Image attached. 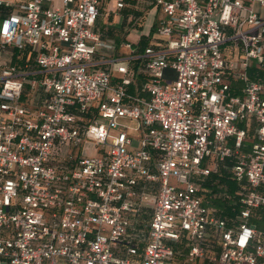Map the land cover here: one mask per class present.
<instances>
[{
    "label": "built area",
    "instance_id": "2783aa9c",
    "mask_svg": "<svg viewBox=\"0 0 264 264\" xmlns=\"http://www.w3.org/2000/svg\"><path fill=\"white\" fill-rule=\"evenodd\" d=\"M100 1L0 0V264H264V0H155L138 70L96 59ZM220 168L229 221L202 191Z\"/></svg>",
    "mask_w": 264,
    "mask_h": 264
},
{
    "label": "crops",
    "instance_id": "0c3cea01",
    "mask_svg": "<svg viewBox=\"0 0 264 264\" xmlns=\"http://www.w3.org/2000/svg\"><path fill=\"white\" fill-rule=\"evenodd\" d=\"M10 1L16 3L17 0ZM120 1L124 2L123 8L117 6ZM12 13V8H0L1 27L4 20ZM164 17L162 9L157 6L155 0H101L99 17L94 25V30L112 48L100 50L96 59L102 62L103 67L113 62L125 61L128 62L131 68L138 70L142 64V54L147 47H162L164 41L157 34L156 28ZM127 44H131V48L127 47ZM29 50L18 51L9 48L6 50L4 58L14 64L23 66L28 57L30 59L33 57ZM171 73L168 72V74ZM143 81L144 76L138 74L135 84L130 87V92L135 93L137 87H140ZM42 101L41 93L31 90L28 86L26 87L23 97L24 105L40 108ZM203 196L205 198L204 193ZM211 209L221 212V210L215 208ZM149 210L147 220H149L151 214V209ZM179 249L181 254H187L189 246L186 242L185 246L181 243Z\"/></svg>",
    "mask_w": 264,
    "mask_h": 264
},
{
    "label": "trees",
    "instance_id": "16d2710c",
    "mask_svg": "<svg viewBox=\"0 0 264 264\" xmlns=\"http://www.w3.org/2000/svg\"><path fill=\"white\" fill-rule=\"evenodd\" d=\"M237 187L236 182L231 178V174L228 170L220 168L203 182L202 191L206 199L209 198L211 200L213 198L217 204L223 205L220 212L221 216L229 221L232 218H236L241 211V204L234 194ZM225 190L232 195L231 200L223 196ZM214 196L216 198H214ZM261 212V210H258L254 213L253 221L258 224L259 228L264 230V219L262 218ZM182 244L185 246V241H183ZM179 248H181V245H179L178 250H180Z\"/></svg>",
    "mask_w": 264,
    "mask_h": 264
},
{
    "label": "rangeland",
    "instance_id": "374dc122",
    "mask_svg": "<svg viewBox=\"0 0 264 264\" xmlns=\"http://www.w3.org/2000/svg\"><path fill=\"white\" fill-rule=\"evenodd\" d=\"M0 27H1V23H0ZM121 123L123 124V125H126V126H128V127H131V126H134L135 125V123H133V122H131V121H129V120H121ZM214 198H216L215 196H214ZM221 200V199H220ZM206 201H207V204L210 206V207H212V208H215V209H218V210H221V208H223L222 206L223 205H221V204H217V202L215 201V199H209V198H207L206 199ZM216 202V203H215Z\"/></svg>",
    "mask_w": 264,
    "mask_h": 264
}]
</instances>
